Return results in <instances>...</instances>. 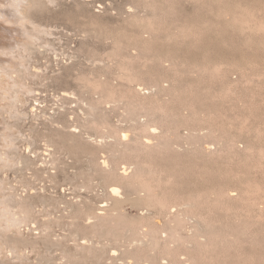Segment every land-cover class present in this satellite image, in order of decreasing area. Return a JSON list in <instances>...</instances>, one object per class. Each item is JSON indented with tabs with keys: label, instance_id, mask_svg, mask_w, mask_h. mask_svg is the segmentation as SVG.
<instances>
[{
	"label": "rangeland",
	"instance_id": "1",
	"mask_svg": "<svg viewBox=\"0 0 264 264\" xmlns=\"http://www.w3.org/2000/svg\"><path fill=\"white\" fill-rule=\"evenodd\" d=\"M181 1L173 7L167 0H53L36 15L37 29L25 24L26 30L35 35L33 39L13 41L12 46L1 39L0 43H6L0 44L5 46H0V264H134L128 241L154 224L161 203L172 201L177 196L174 193L184 187L210 188L229 183L226 187L235 188L232 184L238 180L243 181L244 191H251L248 197H240L245 201L229 202L221 195L219 202L210 195L196 202L193 211L205 213L199 218L201 237L184 222L181 236L172 238L179 241V247L176 242L171 245L176 251L172 255L177 251L180 255H173L175 262L163 264H229L235 258L241 261L239 264H264V216L255 217L248 206L253 197L250 206L256 202L264 205V6L254 7V0H239L242 7L238 0ZM245 1L248 6L253 2L252 7L248 8ZM259 1L264 5V0ZM228 2L241 7L236 17L219 9ZM3 3L0 0V6ZM197 18L203 26V21H213L210 29L212 34L215 29V36L223 34L220 22L237 18L240 25L237 21V29L232 30L238 39L254 37V41L244 45L236 41V45L226 40L229 47L225 48L240 47L251 64L243 69L232 60L228 61L231 64L220 60L210 72L209 67L186 59L184 53L182 58L166 59L172 63L171 70L174 68L168 71L170 77H150L149 68L153 64L163 66L165 60L157 63L160 46L179 44L184 51L186 46L200 50L203 26L192 23ZM232 30L229 27L227 32ZM134 35L146 40L144 46L134 43ZM197 79L203 81L198 87ZM139 86L145 88V95L137 91ZM208 91L214 95L209 96L211 100L201 95ZM196 92L209 102L207 107L218 106L213 115L212 110L203 111L210 108L194 111ZM179 113L186 114L180 117ZM152 126L159 128L155 134ZM124 134L127 140H120ZM147 135L153 146L150 142L146 145ZM154 135L161 136L154 140ZM103 160L111 163L109 169L103 168ZM126 165L132 167L123 174ZM211 178L221 181L216 180V184L210 182ZM114 185L126 188L124 192L122 189V198L117 196L120 210H113L114 200L108 195ZM258 203L252 207L263 208ZM147 205L155 211L152 217L147 215ZM233 205L238 207L236 211ZM115 248H120L123 259L112 258ZM156 248L160 254L161 249L169 252L162 246Z\"/></svg>",
	"mask_w": 264,
	"mask_h": 264
},
{
	"label": "bare ground",
	"instance_id": "2",
	"mask_svg": "<svg viewBox=\"0 0 264 264\" xmlns=\"http://www.w3.org/2000/svg\"><path fill=\"white\" fill-rule=\"evenodd\" d=\"M53 0H4V3H3V5L2 6H0V41H1V39H6L7 40V43H10V44H8V45H11V43L14 41V42H16V41H27L29 38H31L32 37V39H33V36L32 35H34L33 33H30L28 30H26V28H25V24H27V23H30V24H32L33 25V27L34 28H38V25H36V23H35V18L37 17L36 15H39L38 13H42L43 12V10L46 8V7H48V5H49V3H51ZM169 3H170V6H176V4L177 3H179V1H181V0H167ZM191 1V0H190ZM210 1V0H209ZM214 1H221V0H214ZM233 1H236V0H233ZM243 1V0H242ZM168 2H167V4H168ZM182 2V1H181ZM198 2V1H197ZM238 2L239 3H237V4H239L240 5V1L238 0ZM246 2V1H245ZM249 2H251V1H249ZM261 1H257V0H254V7L256 6L258 9L259 8H262L264 5H260L261 3H260ZM264 1H262V3H263ZM163 3V2H162ZM203 3V2H202ZM236 3H234V2H228V4H226L225 6H222V7H220L219 9L222 11H224L225 13L226 12H229L230 14H234V17H236V12H237V10H238V8H241L243 5H237ZM253 3V2H252ZM252 3H250V5L248 6V4L249 3H247L246 2V5L248 6V8L249 7H252ZM196 5V4H195ZM166 6V5H165ZM172 8V7H171ZM200 8H202V7H200ZM255 9V8H254ZM263 9V8H262ZM240 10V9H239ZM238 10V11H239ZM211 11V10H210ZM220 11V14H222V12ZM256 11V10H255ZM262 11V10H261ZM228 13V14H229ZM181 14V13H180ZM196 14H198V13H196ZM229 14V15H230ZM243 14V13H242ZM42 15V14H41ZM193 15V14H192ZM245 15V14H244ZM190 16V15H189ZM194 16V15H193ZM231 16V15H230ZM238 16V15H237ZM200 17V16H199ZM240 17V14H239V16H238V18ZM195 18V17H194ZM202 18H204L203 16H202ZM206 18V17H205ZM262 18V17H261ZM264 18V17H263ZM184 19V18H183ZM207 19V18H206ZM236 19L237 18H233V20H228L227 22H224V20H223V22H220V26L222 27V28H220L221 29V31H222V36L221 35H219V36H215V34H214V30L215 29H213V34H212V32H211V29H210V26L211 25H213V24H215V23H213V21H211L212 22V24L210 23V21H203V23L202 24H205L204 26L203 25H201L200 24V19H196V21L194 22V19L192 20L193 22V24L194 25H198V26H203V27H201V32H202V34L200 35V37H201V40H198V41H200V43H201V45H199L201 48H199L200 50H198V51H195L194 49L192 50V49H187V46H186V51H184L183 49H182V46H179V44H178V46L177 45H164V46H160V48L158 49V53H160V55L157 57V56H155V57H157V63H158V61H159V63H161L160 61L163 59V58H165V60L162 62L163 63V66H162V64L160 65V66H155L154 67V64H153V67H151V68H149V71L147 72V74L151 77V76H153V77H155L154 75H156V77L158 76V77H162V76H168V77H170L169 75H168V71H170L171 70V64L172 63H170L168 60H166L167 58L169 59V58H174V57H181V55L182 54H184L185 53V55L187 54V58L186 59H189L190 61H192V62H199L198 64H200V65H202V66H206V67H209L210 68V72H211V70L213 69V68H211V66H213L214 67V64L216 65V63H217V61H224V60H226V62H228L229 60H232L234 63H235V65H237V66H239V67H241V66H243V69H244V65H247L248 63H250L249 61H250V59L248 58V56L246 55V53L244 54V50L242 51L241 49H240V45H244V44H246V43H249L250 41H254L253 40V38L252 37H250L251 35H249L248 37H250V38H244L243 39V37H242V39L240 40V39H238V37L236 36L237 34H235V31H233L232 30V27H233V29L235 30V29H237V26H236V22L238 21H236ZM249 19V18H248ZM34 20V21H33ZM187 20V19H186ZM202 20V19H201ZM214 20V19H213ZM218 20V19H217ZM188 21V20H187ZM218 21H220V20H218ZM4 23L6 24V25H4ZM238 23H239V21H238ZM211 24V25H210ZM187 25V24H186ZM192 25V24H191ZM193 25V26H194ZM239 25H240V23H239ZM250 25V24H249ZM251 26V25H250ZM186 27V26H185ZM188 27V26H187ZM214 27V26H213ZM212 27V28H213ZM229 27H231V30L233 31L232 33H228L227 32V30L229 29ZM258 27H262V26H258ZM241 28V26L239 27L238 26V29H240ZM263 28V27H262ZM35 29V30H36ZM219 29V28H218ZM257 29H260L261 30V28H257ZM209 30V31H208ZM240 30H242V29H240ZM263 30V29H262ZM199 31V30H198ZM220 31V32H221ZM264 31V30H263ZM35 32V31H34ZM216 32H217V30H216ZM259 32V31H258ZM197 33V32H196ZM199 33V32H198ZM227 33V34H226ZM253 33V32H252ZM254 34V33H253ZM218 35V34H217ZM240 35V34H239ZM255 35V34H254ZM35 36V35H34ZM135 36V35H134ZM221 36V37H220ZM261 36H263V35H261ZM135 37H137L135 40L136 41H134V43L136 42V44H137V46L138 45H142V46H144V44L146 43V40H144V38H141V37H138L137 35L135 36ZM176 37V36H175ZM187 37V36H186ZM195 37V36H194ZM255 37H257L256 35H255ZM22 38V39H21ZM133 38V37H132ZM259 38V37H258ZM123 39V38H122ZM125 39V38H124ZM138 39V40H137ZM159 39V38H158ZM158 39H157V41H158ZM164 39V38H163ZM163 39H162V41H163ZM193 39V38H192ZM262 39V38H261ZM36 40V39H35ZM126 40V39H125ZM133 40V39H132ZM184 40V39H183ZM197 40V39H196ZM226 40H230L232 43H235L236 41H238L237 43H242V44H240L238 47H239V49H237V48H231V49H226L225 48V46H227V47H229V45H226L227 43H226ZM257 40V39H256ZM5 42V40H2V42L0 43V44H3L4 42ZM157 41H156V43H157ZM190 41V40H189ZM188 41V42H189ZM194 41V40H193ZM240 41V42H239ZM262 41H264V37H263V40ZM13 42V43H14ZM122 42V41H121ZM133 42V41H132ZM148 42V41H147ZM187 42V43H188ZM257 42V41H256ZM6 43V42H5ZM12 43V44H13ZM18 43V42H17ZM22 43V42H21ZM128 43V42H127ZM196 43V42H195ZM200 43H198V44H200ZM226 43V44H225ZM229 43V42H228ZM252 43V42H251ZM255 43V42H254ZM254 43H252V44H254ZM15 44V43H14ZM23 44V43H22ZM27 44V43H26ZM30 44V43H29ZM130 44V43H129ZM135 44V45H136ZM149 44V43H148ZM181 44V43H180ZM192 44V43H191ZM197 44V45H198ZM236 44V43H235ZM251 44V45H252ZM257 43H255L254 45H256ZM260 44V43H259ZM262 44H263V42H262ZM4 45V44H3ZM3 45H0L1 47H3ZM19 45V44H18ZM21 45V44H20ZM127 45V44H126ZM135 45H133V46H135ZM158 45V44H157ZM196 45V46H197ZM237 45V44H236ZM236 45H233V46H236ZM264 45V44H263ZM12 46V45H11ZM196 46H195V48H196ZM5 47V46H4ZM3 47V48H4ZM10 47V46H9ZM8 47V48H9ZM22 47H24V46H22ZM21 47V48H22ZM28 47V46H27ZM146 47H147V45H146ZM230 47H232V46H230ZM246 47V46H245ZM16 48V47H15ZM133 48V47H132ZM147 48H149V47H147ZM155 47H152V49H154ZM10 49H11V47H10ZM12 49H14V48H12ZM151 49V50H152ZM134 50H138V48H136V49H134ZM145 50V49H144ZM147 50V49H146ZM8 51V50H7ZM6 51V52H7ZM5 52V51H4ZM252 52V51H251ZM254 52H255V50H254ZM258 52V51H257ZM133 53V52H132ZM137 53V52H136ZM136 53H134V54H136ZM131 54V53H130ZM156 55H157V53H156ZM251 55V54H250ZM258 55V54H257ZM257 55H255L256 57V59L257 58H260V57H257ZM259 55H260V53H259ZM262 55H264V52L261 54V56ZM1 56V55H0ZM125 56V55H124ZM130 56V55H129ZM252 56H254V55H252ZM133 57V56H132ZM176 57V58H177ZM182 58V57H181ZM184 59V58H183ZM182 59V60H183ZM252 59H253V57H252ZM71 60V59H70ZM102 60V59H101ZM153 60V59H152ZM173 60V59H172ZM175 60V59H174ZM178 60V59H177ZM258 60V59H257ZM260 61H261V59H259ZM258 60V62L260 63V61ZM181 61V60H180ZM232 61H230V62H228V63H230L231 64V62ZM253 61V60H252ZM188 62V61H187ZM191 62V63H192ZM255 62V64L257 63V61H255V59H254V61H253V63ZM94 63V62H93ZM151 63V62H150ZM158 63V64H159ZM252 63V66L254 65ZM66 64V63H65ZM158 64H156L155 63V65H158ZM176 64V63H175ZM251 64V63H250ZM263 64H264V60H263ZM2 65V64H1ZM241 65V66H240ZM5 66V65H4ZM173 66V65H172ZM176 66V65H175ZM256 66V65H255ZM185 67V66H184ZM189 67V66H188ZM1 68V67H0ZM8 68V67H7ZM186 68V67H185ZM215 68V67H214ZM242 68V67H241ZM252 68V67H251ZM174 69V68H173ZM172 69V70H173ZM190 69V68H189ZM9 70V69H8ZM171 70V71H172ZM232 70V69H231ZM238 70V69H237ZM264 70V69H263ZM217 70H215V72H216ZM212 72H213V70H212ZM214 72V73H215ZM4 73H6L7 74V72H4ZM141 73V72H140ZM171 73V72H170ZM220 73V72H219ZM225 74V73H224ZM216 75V74H215ZM242 75V74H241ZM255 75V74H254ZM163 77V78H164ZM167 77V78H168ZM212 77V76H211ZM220 77V76H219ZM226 77V76H225ZM149 78V77H148ZM183 78V77H182ZM198 78V77H197ZM235 78V77H234ZM250 78V77H249ZM211 79V78H210ZM213 79H215V77L213 76ZM213 79L210 81V82H212L213 81ZM236 79V78H235ZM241 79V78H240ZM162 80V79H161ZM222 80V79H221ZM225 80V83L224 84H226V79H223V81ZM167 81V80H166ZM189 81V80H188ZM237 81V80H236ZM247 81V80H246ZM15 82V81H14ZM156 82V81H155ZM165 82V81H164ZM184 82V81H183ZM186 82V81H185ZM203 81H202V79H197V81H195V83H198L197 84V87L198 86H200L199 84H201ZM229 82V81H228ZM240 82H242V81H240ZM222 83V84H223ZM15 84V83H14ZM166 84V83H165ZM217 84V83H216ZM221 84V83H220ZM192 85H194V83L192 84ZM211 85V84H210ZM213 85V84H212ZM235 85V84H234ZM142 86V85H141ZM141 86H139V88L137 89V91L140 93V95L142 96V95H145V92H144V90H145V88H142ZM145 86V85H144ZM157 86V85H156ZM194 86H196V85H194ZM224 86V85H223ZM222 86V87H223ZM231 86V85H230ZM129 87V86H128ZM154 87V86H153ZM168 87H170V86H168ZM167 87V88H168ZM175 87V86H174ZM173 87V88H174ZM207 87V86H206ZM212 87V86H211ZM216 88V87H215ZM231 88V87H230ZM159 89V88H158ZM179 89V88H178ZM204 89V88H203ZM209 89V88H208ZM235 89H236V87H235ZM254 89V88H253ZM163 90H165L166 91V88L165 89H163ZM162 90V91H163ZM206 90V89H205ZM221 90V89H220ZM226 90V89H225ZM230 90H232V89H230ZM159 91V90H158ZM171 91V90H170ZM144 92V93H143ZM203 92V91H202ZM209 92V91H208ZM215 92H216V90H215ZM218 92V91H217ZM220 92V91H219ZM199 93V92H198ZM207 93V92H206ZM205 93V94H206ZM221 93H223V92H221ZM220 93V94H221ZM196 94H197V92H196ZM204 93H202L201 95H204L207 99H209V100H211L210 99V97H211V95L212 96H214L213 94H211V91L209 92V93H207L206 95H205ZM248 94V93H247ZM133 95V94H132ZM198 95L200 96V94H197V96H195V97H197V98H195V101H194V99L192 100V101H194L193 103H194V105L196 106H194V105H192L191 103V106L192 107H195V108H193L194 109V111L196 110V108H200V109H203V108H210V106L209 107H207V103H209V102H206V101H204L202 98H203V96H200V97H198ZM219 95V94H218ZM224 95V94H223ZM243 96H245L244 94H242ZM241 95V96H242ZM210 96V97H209ZM64 97V96H63ZM131 97V96H130ZM185 97V96H184ZM191 97V96H190ZM209 97V98H208ZM215 97H216V95H215ZM246 97V96H245ZM69 98V97H68ZM124 98V97H123ZM132 98V97H131ZM146 98V97H145ZM212 98H214V97H212ZM244 98V97H243ZM247 98V97H246ZM101 99V98H100ZM138 99V98H137ZM206 99V100H207ZM102 100V99H101ZM110 100H112V99H110ZM109 100V101H110ZM116 100V99H115ZM184 100V99H183ZM213 100V99H212ZM113 101V100H112ZM138 101V100H137ZM140 101V100H139ZM208 101V100H207ZM96 102H98V101H96ZM136 102V101H135ZM151 102V101H150ZM153 102V101H152ZM156 102V101H155ZM167 102V101H166ZM188 102V101H187ZM191 102V101H190ZM204 102H206V103H204ZM100 103V102H99ZM98 103V104H99ZM136 103H138V102H136ZM144 103V102H143ZM170 103V102H169ZM214 103V102H213ZM212 103V104H213ZM122 104V103H121ZM152 103H150V105H151ZM214 104H216V103H214ZM104 105V104H103ZM132 105H134V104H132ZM162 105V104H161ZM186 105H187V103H186ZM210 105H211V103H210ZM219 105V104H218ZM125 106V105H124ZM172 106V105H171ZM178 106V105H177ZM190 106V107H191ZM213 105H211V107H212ZM130 107V106H129ZM153 107V106H152ZM166 107V106H165ZM192 107H191V109H192ZM215 107V106H214ZM214 107H212V108H210V110L209 109H206V110H204L203 109V111H207L208 110V112H211V110H212V115H213V109H215L216 107H218L217 105H216V107L214 108ZM104 108V107H103ZM145 108V107H144ZM150 108V107H149ZM159 108V107H158ZM173 108V107H172ZM178 108V107H177ZM181 108V107H180ZM179 108V109H180ZM185 108V107H184ZM136 109V108H135ZM146 109V108H145ZM153 109V108H152ZM160 109L163 111V109L160 107ZM174 109V108H173ZM219 109V108H218ZM217 109V110H218ZM263 109V108H262ZM156 110V109H155ZM182 110V109H181ZM184 110V109H183ZM216 110V109H215ZM94 111H95V109H94ZM177 111H178V109H177ZM191 111V110H190ZM193 111V112H194ZM197 111H199V110H197ZM197 111H195V112H197ZM93 112V111H92ZM156 112V111H155ZM178 112H180V111H178ZM188 112H189V110H188ZM202 112V111H201ZM261 112V111H260ZM264 112V111H263ZM174 113H177L176 111L174 112ZM181 113V112H180ZM179 113V114H180ZM198 113V112H197ZM206 113V112H205ZM149 114V113H148ZM183 114V113H182ZM182 114H180V117H181V115ZM186 114V113H185ZM185 114H183V116L185 115ZM196 114V113H195ZM206 114H208V113H206ZM216 114V113H215ZM258 114V113H257ZM264 114V113H263ZM130 115H131V113H130ZM138 115V114H137ZM161 115V114H160ZM163 115V114H162ZM168 115V114H167ZM157 116V115H156ZM165 116V115H164ZM182 116V117H183ZM187 116V115H186ZM209 116H211V115H209ZM126 117V116H125ZM140 117V116H139ZM174 117V116H173ZM176 117V116H175ZM179 117V118H180ZM189 117V116H188ZM198 117V116H197ZM197 117H195L194 116V118H197ZM213 117V116H212ZM215 117V116H214ZM258 117H259V114H258ZM261 118V117H260ZM160 119V118H159ZM168 119V118H167ZM171 119H172V117H171ZM187 119H189V118H187ZM135 120V119H134ZM155 120H156V117H155ZM178 120V119H177ZM180 120V119H179ZM192 120H193V118H192ZM199 120V119H198ZM165 121V120H164ZM180 121H182V120H180ZM184 121V120H183ZM182 121V122H183ZM136 122V121H135ZM144 122V121H143ZM157 122V121H156ZM161 122V121H160ZM177 122V121H176ZM199 122V121H198ZM171 123V122H170ZM184 123V122H183ZM185 123H187V122H185ZM184 123V124H185ZM226 123V122H225ZM154 124V123H153ZM165 124V123H164ZM175 124V126L176 125H179V124H176V123H174ZM188 124V123H187ZM195 124V123H194ZM152 125V124H151ZM169 125V124H168ZM190 125V124H189ZM141 126V125H140ZM156 126V125H155ZM166 126V125H165ZM170 126V125H169ZM188 126V125H187ZM201 126V125H200ZM222 126V125H221ZM3 127V126H2ZM153 127V126H152ZM172 127V126H171ZM178 127V126H177ZM176 127V128H177ZM197 127V126H196ZM199 127V126H198ZM157 128V127H156ZM156 128L155 127H153V130H151L154 134L157 132V130L159 129V128H157V130H156ZM167 128H168V126H167ZM173 128H175V127H173ZM187 128V127H186ZM195 128V127H194ZM202 128V127H201ZM140 129V128H139ZM170 129V128H169ZM182 129V128H181ZM70 130V129H69ZM145 130H147V129H145ZM178 130V129H177ZM187 130V129H186ZM195 131L196 129H190V130H188V131ZM210 130H212V128L210 127ZM150 131V130H149ZM169 131V130H168ZM175 131V130H174ZM180 131V130H179ZM198 131H199V129H198ZM197 131V132H198ZM204 131V130H203ZM201 132V133H204V132ZM10 132V131H9ZM117 132V131H116ZM216 132V131H215ZM75 133V132H74ZM159 133V132H158ZM164 133V132H163ZM186 133L187 132H185V136H186ZM191 133V132H190ZM196 132H194V134H195ZM205 133H207V134H209V132H205ZM10 134V133H9ZM123 134V133H122ZM188 134H189V132H188ZM197 134H199V133H197ZM12 135V134H11ZM167 135H169V134H167L166 133V137H167ZM176 135H178V134H176ZM175 135V136H176ZM201 135V134H200ZM199 135V136H200ZM13 136V135H12ZM78 136V135H77ZM148 136V135H147ZM155 136H157V137H155ZM159 136H161V135H159ZM158 135H154V140H155V138H160ZM188 136V135H187ZM204 136H206V135H204ZM213 136V135H212ZM2 137V136H1ZM107 137V136H106ZM143 137V136H142ZM149 137V138H148ZM148 137H145L146 139L148 138V140H147V142L148 143H146V145L147 144H149V142H150V144H151V140L152 139H150V137L151 136H148ZM152 137H153V135H152ZM162 137H164L165 138V136H163L162 135ZM161 137V138H162ZM183 137V136H182ZM207 137V136H206ZM243 137H245V136H243ZM127 138H128V135H126V134H124L123 136H121V138H120V140L121 139H123V140H127ZM133 138V137H132ZM138 138V137H137ZM177 138V137H176ZM181 138V137H180ZM202 138V137H201ZM178 139H179V137H178ZM187 139V138H186ZM189 139V138H188ZM193 139V138H192ZM197 139V138H196ZM120 140L118 141V142H120ZM136 140V139H135ZM183 140V139H182ZM138 141V140H137ZM164 141V140H163ZM167 141V140H166ZM127 143V142H126ZM136 143V142H135ZM153 143V142H152ZM165 143V142H164ZM196 143V142H195ZM13 144V143H12ZM140 144V143H139ZM154 144V143H153ZM222 144H223V142H222ZM221 144V145H222ZM226 144V143H225ZM237 144V143H236ZM135 145V144H134ZM143 145H145V144H143ZM143 145H141V146H143ZM145 145V146H146ZM152 145V144H151ZM157 145V144H156ZM156 145H155V147H156ZM207 145V144H206ZM131 146V145H130ZM136 146V145H135ZM148 146V145H147ZM150 146V145H149ZM153 146V145H152ZM211 145H209V146H206V149H211V147H210ZM223 146V145H222ZM12 147V146H11ZM124 147V146H123ZM133 147V146H132ZM167 147V146H166ZM170 147V146H169ZM237 147V146H236ZM101 148V147H100ZM121 148V147H120ZM146 148V147H145ZM157 148V147H156ZM164 148V147H163ZM200 148V147H199ZM201 149V148H200ZM205 149V148H204ZM98 150V149H97ZM193 150V149H192ZM196 150V149H195ZM202 150V149H201ZM200 150V151H201ZM213 150V149H212ZM194 151V150H193ZM197 151V150H196ZM211 151V150H210ZM206 152V151H205ZM204 152V153H205ZM130 154V153H129ZM190 154V153H189ZM192 154V153H191ZM195 154V153H194ZM16 155V154H15ZM139 155V154H138ZM145 155V154H144ZM198 155V154H197ZM196 156V155H195ZM186 157V156H185ZM106 158V157H105ZM198 158V157H197ZM202 158V157H201ZM188 159V158H187ZM196 159V158H195ZM200 159V158H199ZM143 160V159H142ZM198 160V159H197ZM209 160V159H208ZM141 161V160H140ZM156 161V160H155ZM154 161V162H155ZM173 161V160H172ZM215 161V160H214ZM194 162V161H193ZM192 162V163H193ZM152 163V162H151ZM217 163V162H216ZM102 166H103V168L106 170V169H109V166H110V164H109V161L108 160H103V162H102ZM113 164V163H112ZM127 164H129V163H127ZM143 164V163H142ZM182 164H184V163H182ZM210 164V163H209ZM209 164H207V165H209ZM206 165V166H207ZM95 166V165H94ZM118 166V165H117ZM182 166V165H181ZM114 167V166H113ZM130 167H132V166H124V168H123V170H121L122 171V173L123 174H126L127 172H129L130 170H131V168ZM203 167V166H202ZM221 167H223V166H221ZM89 168V167H88ZM116 168H118V167H116ZM115 168V169H116ZM207 168V167H206ZM103 169V170H104ZM111 169H112V166H111ZM119 169V168H118ZM130 169V170H129ZM117 170V169H116ZM214 170H216V169H214ZM213 170V171H214ZM230 170V169H229ZM209 171H210V169H209ZM208 171V172H209ZM226 171H227V169H226ZM204 172V171H203ZM207 172V171H206ZM211 172V171H210ZM218 172V171H217ZM228 172V171H227ZM120 173V172H119ZM178 173V172H177ZM180 173V172H179ZM219 173H220V170H219ZM233 173V172H232ZM112 174V173H111ZM185 174V173H184ZM211 174V173H210ZM213 174H215V171H214V173ZM220 174H222V173H220ZM229 174V173H228ZM228 174H226V175H228ZM207 175V174H206ZM210 177H212V175H209ZM214 176V175H213ZM124 177V176H123ZM130 177V176H129ZM218 176H216V178H217ZM229 177L230 176H227V180H230L229 179ZM199 178V177H198ZM204 178V177H203ZM216 178H214V179H212V181H210V182H213L214 181V183H216V180L217 181H221V180H219V179H216ZM220 178V177H219ZM233 178V177H232ZM200 179V178H199ZM221 179V178H220ZM222 179H224V178H222ZM133 180V179H132ZM122 181V180H121ZM196 181V180H195ZM198 181V180H197ZM231 181V183H232V180H230ZM229 181V182H230ZM234 181H236V180H234L233 179V182ZM128 182H130V181H128ZM188 182V181H187ZM134 183V182H133ZM182 183V182H181ZM219 183V182H218ZM221 183V182H220ZM230 183V184H231ZM176 184V183H175ZM189 184V183H188ZM188 184H187V186H188ZM213 184V183H212ZM217 184V183H216ZM226 184V183H225ZM242 184H243V181H242V183L240 182V180H238V182H235L234 184H232L233 185V187L235 186V188H231L232 186L230 185V188H228V187H226V186H229V183L228 184H226V186L225 185H221L220 187L218 186V187H215L216 185L214 184V185H211L210 186V188H207V187H203V188H186V187H184V189L182 190V191H175V192H177V193H174V195H176L177 194V196L172 200V201H170V202H167V201H165V202H163V203H161L160 204V207H158L159 208V210L157 209V212H156V214L157 215H155L153 218H154V224H152V225H150V227H148L147 225H145L144 224V226H147L148 228L147 229H142V230H144V232L142 233V235H138L139 237H132L129 241H128V243H130L129 245H130V248L131 249H133V251L131 252V251H129V250H127L128 252H131V254L133 255L132 256V263H134V264H163L164 263V261H172V263H173V259L175 258V257H173V255H172V253L173 252H176V251H174L175 250V248H174V246H171L172 245V243L173 242H176L175 244L177 245L178 243L177 242H179L177 239H176V241H174L172 238H173V236H174V238H175V236L177 237L178 235H180L181 236V231H179V230H182V224H184V222H188V224H190V225H192L195 229L193 230V228L191 229V230H193V232H194V234L195 235H198V237L200 238L201 237V229H202V227L200 226V217H201V215H204V214H200V213H198V212H195V211H193L194 209V206H195V203L196 202H201V201H203L204 200V198H206V197H208V196H210V195H212V196H214V197H212V200H215V201H217L218 200V197L219 196H223L224 195V197H227V199H229V202H232V201H243L244 199H241V198H243V197H241L242 195L245 197V195L248 193V192H251V191H248V192H246V191H244L245 189L243 188V186H242ZM203 185V183H201V185L200 186H202ZM220 185V184H219ZM122 186V185H121ZM194 186H198V185H195L194 184ZM203 186H205V185H203ZM209 186V185H208ZM171 187V186H170ZM163 188V187H162ZM165 188V187H164ZM122 189H123V192H124V190L126 191V188H119L118 186H115L114 185V187H112L111 188V190H109L110 191V194H108V193H106V194H108V195H110L109 197H111V199H113L114 200V202H113V204L114 205H112L111 207H113V210H120V209H118L119 208V206H120V204H121V201L117 198V196H121V193H123L122 192ZM136 190V189H135ZM176 190V189H175ZM131 191V190H130ZM128 192H129V190H128ZM259 192V191H258ZM132 193V192H131ZM131 193H130V195H131ZM137 193V192H136ZM170 193V192H169ZM254 193V192H253ZM125 194V193H124ZM166 193H164V195H165ZM257 194V196L255 197V199L257 200V197L259 196L258 195V193H256ZM156 195H158V194H156ZM161 195V194H160ZM262 195V194H261ZM264 195V194H263ZM127 196H128V194H127ZM133 196V195H132ZM173 196V195H172ZM247 197H248V194L246 195ZM129 197V196H128ZM134 197H135V195H134ZM139 197V196H138ZM153 197V196H152ZM155 197V196H154ZM241 197V198H240ZM119 198H122V196L121 197H119ZM124 198V197H123ZM133 198V197H132ZM240 198V199H239ZM249 198H250V195H249ZM246 198V201L247 200H250V202L248 201V206L250 207V209H252L253 210V213H254V216L255 217H262L263 218V216H264V205L262 204V206H263V208H258V207H260V206H258L257 208H258V210H257V208H254V207H252V206H257L256 205V203H258V202H256V203H254V205H251L250 206V204L249 203H251L252 202V199L254 198ZM110 199V200H111ZM140 199V198H139ZM138 199V200H139ZM169 199V198H168ZM264 199V198H263ZM263 199H261L262 201H263ZM2 200V199H1ZM128 200V199H127ZM211 200V199H210ZM254 200V199H253ZM260 199H259V201H261ZM12 201V200H11ZM205 201H208V200H205ZM219 202H221L220 200H218ZM245 201V200H244ZM28 202V201H27ZM150 202V201H149ZM224 202V201H223ZM111 203V202H110ZM203 203V202H202ZM226 203V202H225ZM234 203V202H233ZM232 203V204H233ZM253 203V202H252ZM260 203H258V205H261ZM149 204V203H148ZM204 204V203H203ZM232 204H230V205H232ZM2 205V204H1ZM17 205V204H16ZM142 205V204H141ZM153 205V204H152ZM227 205V204H226ZM229 205V206H230ZM236 205V204H235ZM235 205H233L232 207H233V209L235 208H238L237 206H235ZM238 205V204H237ZM107 206H109V205H107ZM198 206H199V204H198ZM198 206H196V207H198ZM247 206V207H248ZM7 207V206H6ZM25 207H26V205H25ZM105 207V206H104ZM232 207H231V209H232ZM248 207V208H249ZM29 208H30V206H29ZM103 208V207H102ZM152 208L153 207H151V209H150V205H147V207H146V209H147V211H148V217H152L153 215H154V210H152ZM254 208V209H253ZM100 209V208H99ZM155 209V208H154ZM234 209V210H235ZM250 209H247V210H250ZM263 209V210H262ZM101 210V209H100ZM104 210V209H103ZM109 210V209H108ZM107 210V211H108ZM112 209H111V211H113ZM236 211V210H235ZM114 212V211H113ZM200 212H202V211H200ZM206 212V211H205ZM4 213V212H3ZM76 213V212H75ZM93 213V212H92ZM145 213H146V211H145ZM219 213V212H218ZM252 213V214H253ZM27 214V213H26ZM94 214V213H93ZM97 214V213H96ZM96 214H95V216H96ZM109 214V213H108ZM238 214V213H237ZM242 214V213H241ZM3 215V214H2ZM208 215V214H207ZM218 215V214H217ZM239 215V217L241 218V215L240 214H238ZM9 216V215H8ZM91 216V215H90ZM247 216H248V214H247ZM100 217V216H99ZM106 217V216H105ZM206 217V216H205ZM210 217V216H209ZM251 217H252V215H251ZM101 218V217H100ZM104 218V217H103ZM224 218V217H223ZM243 218V217H242ZM92 219V218H91ZM121 219V218H120ZM151 219V218H150ZM216 219V218H215ZM220 219H222V218H220ZM231 219V218H230ZM237 219V218H236ZM244 219V218H243ZM13 220V219H12ZM90 219H88V221H89ZM142 220V219H141ZM147 220V219H146ZM203 220V219H202ZM214 220V219H213ZM246 220V219H245ZM15 221V220H14ZM120 221V220H119ZM206 221V220H205ZM215 221V220H214ZM234 221H236V220H234ZM92 222V221H91ZM98 222V221H97ZM209 222H211V221H209ZM230 222V221H229ZM241 222V221H240ZM90 223V222H89ZM147 223V222H146ZM204 223V222H203ZM224 223V222H223ZM239 223V222H238ZM237 223V224H238ZM242 223H244V222H242ZM252 223H254V222H252ZM116 224V223H115ZM209 224V223H208ZM240 224V223H239ZM15 225V224H14ZM230 225V224H229ZM233 225V224H232ZM244 225V224H243ZM253 225V224H252ZM259 225V224H258ZM143 226V225H142ZM222 225H220V227H221ZM263 226V225H262ZM10 227V226H9ZM92 227H93V225H92ZM95 227V226H94ZM229 226H227V228H228ZM236 227V226H235ZM5 228H6V226H5ZM7 228H8V226H7ZM143 228H145V227H143ZM212 228H213V226H212ZM93 229H95V228H93ZM97 229H99V228H97ZM128 229V228H127ZM235 229V228H234ZM12 230V229H11ZM220 230V229H219ZM218 230V231H219ZM132 231H134V230H132ZM137 231V230H136ZM141 232V231H140ZM190 232H192V231H190ZM192 232V233H193ZM208 232H209V230H208ZM216 232V231H215ZM227 233V232H226ZM233 233V232H232ZM245 233V232H244ZM127 234V233H126ZM234 235H235V233H233ZM238 234V233H237ZM241 234V233H240ZM115 235V234H114ZM244 235V234H243ZM129 236V235H128ZM132 236V235H131ZM203 236V235H202ZM206 236V235H205ZM214 236V235H213ZM239 236V235H238ZM237 236V237H238ZM245 236V235H244ZM118 237V236H117ZM189 237V236H188ZM194 237V236H193ZM204 237V236H203ZM215 237V236H214ZM213 237V238H214ZM182 238V237H181ZM198 238V239H199ZM125 239V238H124ZM180 239V238H179ZM186 239V238H185ZM189 239V238H188ZM193 239V238H192ZM122 240V239H121ZM173 240V241H172ZM181 241V240H180ZM199 241V240H198ZM201 241V240H200ZM212 241V240H211ZM115 242V241H114ZM185 242H187L186 240H185ZM203 242V241H202ZM116 243H117V241H116ZM125 242L123 241V244H124ZM197 243V242H196ZM196 243H194V244H196ZM205 243H207V242H205ZM215 243V242H214ZM84 244V243H83ZM127 244V243H126ZM180 244H181V242H180ZM125 245V244H124ZM192 245V244H191ZM127 246V245H126ZM164 247L163 249H165V250H167V251H169V252H167V253H163V252H165V251H163L162 249H161V254L160 253H158V251H160V250H158L156 247H158V248H160V247ZM178 246V245H177ZM198 246V245H197ZM82 247V246H81ZM122 247V246H121ZM168 247V248H167ZM176 247V246H175ZM179 247V246H178ZM177 247V248H178ZM187 247V246H186ZM84 248V247H83ZM86 248V247H85ZM167 248V249H166ZM173 248V249H172ZM182 248V247H181ZM188 248V247H187ZM192 248V247H191ZM200 248V247H199ZM122 249V248H121ZM125 249H126V247H125ZM156 249L158 250V251H156ZM185 249V248H184ZM254 249V248H253ZM252 249V250H253ZM82 250V249H81ZM178 250V249H177ZM188 250H190V249H188ZM255 250V249H254ZM111 251V250H110ZM119 251H120V248H115L114 250H113V254H112V258L114 257V258H117L118 259V257L120 256V254H119ZM180 252V251H179ZM178 251H177V254L176 255H180V254H178L179 253ZM186 252V251H185ZM123 253H124V255H125V253H127V252H125V251H123ZM229 253V252H228ZM171 254V255H170ZM249 254V253H248ZM176 255H174V256H176ZM187 255V254H186ZM67 256V255H66ZM69 256V255H68ZM67 256V257H68ZM129 256H130V254H129ZM170 256V257H169ZM228 256V255H227ZM252 256V255H251ZM257 256V255H256ZM120 257H122V259H123V255L122 256H120ZM172 257V258H171ZM178 257V259L180 260V257L179 256H177ZM238 257V256H237ZM246 258V257H245ZM252 258V257H251ZM79 259H81V258H79ZM120 260H121V258H119ZM126 259H128V258H126ZM171 259V260H170ZM236 259V258H235ZM232 260L231 262H229V264H239V261L237 262V260ZM242 259V258H241ZM112 260V259H111ZM115 260V259H114ZM131 260V259H130ZM117 261V260H116ZM115 261V262H116ZM175 261H176V258H175ZM174 261V262H175ZM181 261V260H180ZM183 261V260H182ZM264 261V260H263ZM114 262V263H115ZM221 262H222V260H221ZM241 262V261H240ZM250 262H251V260H250ZM112 263V262H111ZM130 263V262H129ZM169 263V262H168ZM178 263H180V262H178ZM4 264V263H3ZM116 264V263H115ZM121 264V263H120ZM249 264V263H248ZM256 264V263H255Z\"/></svg>",
	"mask_w": 264,
	"mask_h": 264
}]
</instances>
